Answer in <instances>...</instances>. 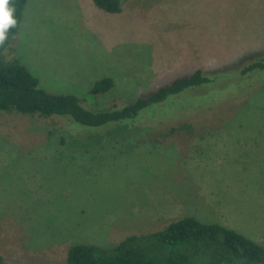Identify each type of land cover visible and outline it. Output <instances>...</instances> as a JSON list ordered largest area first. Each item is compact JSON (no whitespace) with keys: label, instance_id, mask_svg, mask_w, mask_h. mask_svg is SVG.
<instances>
[{"label":"rangeland","instance_id":"obj_1","mask_svg":"<svg viewBox=\"0 0 264 264\" xmlns=\"http://www.w3.org/2000/svg\"><path fill=\"white\" fill-rule=\"evenodd\" d=\"M121 6L109 14L93 0H29L4 59L94 112L121 109L198 69L217 79L126 127L0 111L6 264H67L75 245L114 248L187 216L264 246V70L240 75L264 58V0ZM106 78L113 88L93 95Z\"/></svg>","mask_w":264,"mask_h":264},{"label":"trees","instance_id":"obj_2","mask_svg":"<svg viewBox=\"0 0 264 264\" xmlns=\"http://www.w3.org/2000/svg\"><path fill=\"white\" fill-rule=\"evenodd\" d=\"M28 1L9 0L10 5L15 8L14 18L17 24L9 30L6 42L0 45L2 112L15 111L42 118L64 116L89 128L108 125L126 127L149 107L161 105L170 97L185 91L194 92L198 88H204L217 79L206 76L203 70L198 69L190 76L177 78L121 109L91 111L74 95L51 94L41 89L38 79L26 66L4 59L3 52L17 37ZM93 2L96 7L109 14H119L122 11V0ZM256 70H264V58L245 66L240 75H248ZM113 86L112 79H103L95 85L92 94H106ZM182 128L190 129L192 126L186 124ZM0 264H6L1 256ZM67 264H264V246L219 224L204 223L194 216H187L170 223L163 231L132 236L114 248L75 245L69 250Z\"/></svg>","mask_w":264,"mask_h":264},{"label":"clouds","instance_id":"obj_3","mask_svg":"<svg viewBox=\"0 0 264 264\" xmlns=\"http://www.w3.org/2000/svg\"><path fill=\"white\" fill-rule=\"evenodd\" d=\"M15 8L9 0H0V45L4 44L9 36V30L17 24L14 18Z\"/></svg>","mask_w":264,"mask_h":264}]
</instances>
